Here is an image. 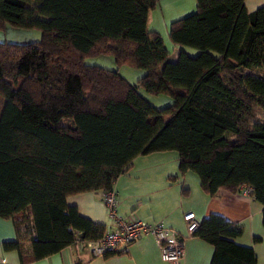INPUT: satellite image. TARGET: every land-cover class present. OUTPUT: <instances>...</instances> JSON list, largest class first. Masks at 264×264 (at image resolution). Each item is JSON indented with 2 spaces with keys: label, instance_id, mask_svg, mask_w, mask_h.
Returning <instances> with one entry per match:
<instances>
[{
  "label": "trees",
  "instance_id": "1",
  "mask_svg": "<svg viewBox=\"0 0 264 264\" xmlns=\"http://www.w3.org/2000/svg\"><path fill=\"white\" fill-rule=\"evenodd\" d=\"M195 2L169 24L172 59L147 27L157 0H0V29L40 32L0 42V217L16 233L2 246L20 264L102 237L107 227L66 199L112 191L138 155L175 153L210 196L249 187L264 228V5ZM98 57L113 67L89 62ZM123 65L142 71L135 83ZM141 91L171 103L156 108ZM242 232L211 213L192 235L212 245L210 264H256L234 241Z\"/></svg>",
  "mask_w": 264,
  "mask_h": 264
},
{
  "label": "crops",
  "instance_id": "2",
  "mask_svg": "<svg viewBox=\"0 0 264 264\" xmlns=\"http://www.w3.org/2000/svg\"><path fill=\"white\" fill-rule=\"evenodd\" d=\"M244 5L251 12L264 5V0H244ZM195 6V0H157V7L148 13L147 27L161 35L169 50L166 37L170 22L190 14ZM172 48L177 49L174 46ZM166 154L162 152L136 156L130 168L114 182L112 190L118 194V214H132L146 222H163L186 237L184 253L179 262L162 261L158 245L150 236L144 235L121 255L93 257L89 248L79 242L28 264H210L212 245L196 236H187L183 220L187 212L194 213L199 222L215 213L240 225L243 232L234 239L235 243L251 247L256 256V264H264L262 204L240 191L231 193L219 189L213 196L204 193L195 174L180 175L177 155L171 153L169 165ZM181 178L183 181L188 180L189 184L182 185ZM176 183H181L179 189L172 187ZM104 193L100 190L84 192L67 197L66 202L75 206L80 215L107 226L109 219L102 199ZM255 237L259 240L254 241ZM15 239L12 221L0 217V264H20L18 253L5 250L2 246L3 242Z\"/></svg>",
  "mask_w": 264,
  "mask_h": 264
},
{
  "label": "built area",
  "instance_id": "3",
  "mask_svg": "<svg viewBox=\"0 0 264 264\" xmlns=\"http://www.w3.org/2000/svg\"><path fill=\"white\" fill-rule=\"evenodd\" d=\"M250 195V188L243 186L241 191ZM105 193V200L111 196V200L106 204L107 212L113 220L110 229L100 237L96 242L86 243L91 250L93 257H102L107 251L121 252L127 250L129 246L138 241L142 236H150L159 247L160 258L162 261L169 263L179 262L184 253V245L186 237L180 232L167 226L163 222H146L134 215L120 216L115 207V196ZM187 236L192 233L199 225V221L195 218L194 213L187 212L183 215ZM79 243L77 241L75 244Z\"/></svg>",
  "mask_w": 264,
  "mask_h": 264
},
{
  "label": "rangeland",
  "instance_id": "4",
  "mask_svg": "<svg viewBox=\"0 0 264 264\" xmlns=\"http://www.w3.org/2000/svg\"><path fill=\"white\" fill-rule=\"evenodd\" d=\"M39 38H40V32L38 30H35V29L34 30L18 29V28H14V27H11L8 25H6L4 28L0 29V42L24 43V42L38 40ZM167 38L168 37H166V39ZM167 47H169L170 57L172 59H174L177 56L178 49L173 50V48H172L173 46H172L171 42L169 41V39H167ZM187 52L189 55H195L197 53L195 50H192V49H188ZM89 62L96 63L100 66H104V67H108V68H112L114 65L112 62V59L110 57H98V58L89 60ZM119 73L129 82L135 83L136 80L141 76L140 74H142V71L139 69L131 68L128 65H123L121 68H119ZM141 93H143L145 98H147L149 100V102L153 106H155L156 108H161V107L171 103L170 98H168L166 96H163V95L152 96V95L144 93L143 91H141ZM166 153H167L166 154L167 155L166 156V162L170 165L171 160H169V157L172 156L173 152H166ZM181 181H182V185L184 184V186H187V184H189L188 180L183 181V178H181ZM180 184L181 183H176V184L172 185V187L179 189ZM105 193L102 195V199H103L104 204L106 205L109 203V200H111V196L108 197L107 200H105V198L107 197V196H105ZM108 195H112V197L115 196V207H114V209L118 213V211H117V206H118V202H119L118 194L112 190V191H109ZM128 215H130V214H128ZM120 216H127V215H120ZM107 218L109 219V223L106 226L107 228H106L105 233L110 229V227L113 224V220L110 218L109 212H107ZM97 240L88 241L86 243L96 242ZM83 243L86 245L85 242H83ZM89 251H91V250L89 249ZM126 251L127 250H124L122 252L125 253Z\"/></svg>",
  "mask_w": 264,
  "mask_h": 264
}]
</instances>
